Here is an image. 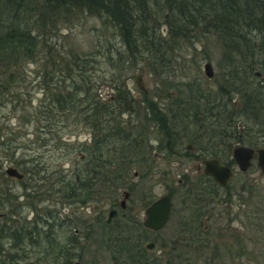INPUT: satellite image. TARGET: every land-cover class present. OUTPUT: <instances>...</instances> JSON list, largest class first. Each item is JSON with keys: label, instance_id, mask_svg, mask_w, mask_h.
Wrapping results in <instances>:
<instances>
[{"label": "trees", "instance_id": "obj_1", "mask_svg": "<svg viewBox=\"0 0 264 264\" xmlns=\"http://www.w3.org/2000/svg\"><path fill=\"white\" fill-rule=\"evenodd\" d=\"M92 18L99 21L98 26L94 23L91 26L96 32L94 51L69 47L63 35L57 36L61 28L70 31ZM210 37L218 49L217 66L222 76L217 90L205 93L207 88L191 81L185 92L172 96L166 91L165 105L173 113L174 121H184L185 129L189 122H194L197 130L215 121L217 125L205 128L228 133L232 126L227 127L225 121L247 117L252 125H241L245 132L241 138L238 136L241 131L233 126L238 131L233 137L240 142L256 143L264 131L258 116L264 110V0H0V104L9 97L11 103L15 102L12 108L22 106L18 84L26 77L24 64L32 61L38 68L34 73L35 86L41 88L44 96L38 109L26 117L27 123H39L42 129L43 137L38 132L34 139H41L40 146L52 141L54 146L64 147L79 157L73 169L68 170L61 163H48L43 155L29 161L14 157L20 143L16 138L21 136L11 130L9 137L2 136L4 126H0V153L25 178L22 183L21 178L16 179L25 193V201L34 198L38 206L49 198L61 205L97 199L102 191L101 172L91 171L118 168L121 162L128 165L129 157L126 159L123 154L130 151V145L138 147V138L144 137L134 130L137 127L134 121L139 120L131 116L139 103L131 99L125 87L127 69L140 63L158 77L174 76V72L182 69L177 62L182 59L179 51L187 48L184 43ZM102 62L112 72L107 79L112 93L103 96V100L92 79V73L101 70L94 66ZM227 94L235 100L232 104L226 102ZM143 103L152 105L153 101L145 98ZM146 116L141 121L147 122ZM206 116L211 119L209 123ZM70 126L75 127L73 130L88 128V143L62 142L60 133ZM195 136L187 140L198 143ZM221 137V133H214L206 138L219 141ZM222 140L224 146L230 139ZM261 143L264 144V139ZM1 165L0 179L5 185L0 186V211L4 212L0 217V264H20L21 258H29L27 253L31 250L41 254V264H57L55 260L67 264L66 241L57 246L50 235L56 228L53 222L58 218L56 211L44 210L43 205L38 216L18 223L15 206L10 204L15 195ZM104 176L114 177L112 173ZM104 184L108 186L109 182ZM240 190L245 188L241 186ZM239 202L242 204L244 200ZM33 210L36 212V206ZM251 213L245 220L261 229L264 216L256 218ZM243 216L244 213L240 215ZM81 220L90 221L78 217L69 220L67 226ZM39 225L43 236H39ZM6 240H10L8 248L4 246ZM55 249L62 255L51 261L49 257Z\"/></svg>", "mask_w": 264, "mask_h": 264}, {"label": "flooded vegetation", "instance_id": "obj_2", "mask_svg": "<svg viewBox=\"0 0 264 264\" xmlns=\"http://www.w3.org/2000/svg\"><path fill=\"white\" fill-rule=\"evenodd\" d=\"M204 91L205 93L208 92ZM141 92L142 94L138 93L135 96L130 93V97L139 103L136 105L137 107L139 105L143 106L144 112H142L144 116L147 115L146 118L149 120L147 119V122L134 121L137 126L134 129L135 132L144 135V137L138 138V147L133 148L130 145L128 147L130 151L123 154L126 155V159L127 156L129 157V164L123 165L121 162L122 166L120 165L121 167L118 168H102L99 171H91L92 173L101 172V183L104 184L107 181L109 185L103 186L101 184L102 191L97 199L92 197L98 203L90 206L92 209L90 221L84 220L85 222H83L81 220L71 224L72 227H69H71L72 231H68L70 235L69 233L68 236L62 235L61 240H58L57 236H52V240L57 246L61 241H66L69 255H67L68 261L65 260V262L67 264H88L83 259L87 253H89L90 257H94L96 254L100 257L99 255H103V251L106 250L108 251L111 264H250L253 255V251H250V236H232L231 234L228 236L230 237V242L227 244V248L223 246L219 250L215 249V246H211L210 243L214 237L218 238L219 236H201V234L202 230L208 229V225L205 223L208 219L215 227L214 223L218 218L215 209L218 205L226 204L228 207L232 205L231 199L234 195H237L235 187H232L233 182H231L234 176L238 172L245 174L251 163L254 160L256 161L254 153L248 167L245 170H240L237 165L238 162L232 156V149L237 144L238 146H248L252 149L257 147L264 148V144L261 143L264 139V131L262 137H257L259 141L251 144H248L247 141L240 142L234 139L235 136L233 137V134L236 135L238 131L232 127L234 126L235 128L237 126L236 122H239L237 120L223 123L227 127L229 125L232 126L230 127L232 130L228 133H226V130L219 131L212 127L205 128L209 125H217L215 121L209 123L204 129L199 128L200 131H195V134L194 131L189 133L185 130L184 121L178 123L174 121L173 113L169 111V106L165 105L164 90L162 92L157 90L158 93L153 94L154 98L151 95L146 98L145 90ZM161 97L165 101H160ZM226 97V102L229 104L235 101L229 94ZM145 98L153 101V104H143ZM154 99H157V101H154ZM136 106L131 118L139 117L141 111L137 110ZM218 124L221 125V123ZM238 128L241 131L238 136L241 138V133H245L244 128L240 125H238ZM214 133H221L222 139H230L229 143H225L222 146L224 142L221 138L218 139L219 141L215 140L214 142L206 138L208 134ZM193 135L198 136V140L197 136H195V140L198 142L196 146L195 141L187 140ZM186 137L188 138L186 139ZM200 144L203 146H200ZM103 158L102 156V160ZM205 158H217L222 165L228 166L231 175L227 179L226 186L215 182L207 173L205 174L202 171ZM186 161L195 163L191 173H187L185 167L181 169L186 164ZM131 165L136 166V168L131 170ZM176 165H178L181 173L177 174L178 178L173 180L170 179L169 169L174 167L177 170ZM105 173H112L114 177L106 178L104 176ZM191 174H195V176L192 177ZM260 174L264 176L262 172ZM7 177L9 180L14 178ZM14 179L16 180L17 178ZM22 179L24 180L25 178L22 177L21 180H17L22 183ZM243 182L245 181L241 183ZM160 184H163V186H160V191L155 194ZM241 186L243 188L246 187L244 184ZM107 189L109 190L106 191ZM119 189L121 199L117 200L114 195ZM229 193L230 196H228ZM165 194L170 198L169 218L162 226L163 228L154 230L144 225L147 219L145 211L154 200H158ZM227 197L228 199H226ZM249 197L245 202L247 207L250 204ZM105 204H107V208L104 206ZM112 209H114V212L108 221L107 215ZM187 210L189 214L185 215ZM2 216H4V212H0V217ZM189 219L194 222L195 230L193 234L183 233L188 228L191 229L187 224ZM229 219L232 221L233 217L229 216ZM172 220H175V222L173 223ZM170 222L174 228L169 226L170 230L167 231L166 236L161 237L159 235L160 231L166 229ZM201 226L200 234L196 230L198 227L201 228ZM215 229L217 228L215 227ZM156 235L160 237V241L159 237L158 239L153 238ZM215 235H217L216 232ZM157 240L159 242L158 245L163 250L159 249L157 254H154L152 248H154ZM149 242L152 244L150 248L147 247ZM54 254L56 256L62 255V253H57L56 249ZM102 255L100 264H107V262H103ZM55 262L59 264L61 261L55 260Z\"/></svg>", "mask_w": 264, "mask_h": 264}, {"label": "rangeland", "instance_id": "obj_3", "mask_svg": "<svg viewBox=\"0 0 264 264\" xmlns=\"http://www.w3.org/2000/svg\"><path fill=\"white\" fill-rule=\"evenodd\" d=\"M96 24L97 26L99 25V21L95 20L94 18L89 19L88 21L83 22L81 25H78L76 28H72V30H66L61 28L60 34H57V36H62L64 37V42L69 46L73 47L77 50H85L86 52H92L95 50V30L91 29V26ZM212 39L210 38H201L199 40H193L192 43H184L187 48L180 50L179 54L182 59H179L177 62L179 66H181L182 69L180 71L174 72V76H167L166 78L163 77H158L155 74L150 73L149 71L145 70V68L142 66V64L137 63L132 69H127L126 75H124V83L126 84L125 87L126 89L132 94V95H137L138 93L142 94V92L136 88V82L133 79V76L137 74V72L141 73L142 76V83L146 91V98H149L150 95L153 97V94L158 93L157 90H161V92L164 90V92L168 91L171 93L173 96L176 94H179L182 92H185L186 90V84L188 82H195L197 83L200 87L203 86V88H207L206 91L210 92V94L214 93L217 88L220 80H222V76L219 73V68L217 66V60H218V55H217V48L216 45L212 44ZM113 42V41H112ZM115 44L118 45L117 41L115 40ZM205 61H208L211 66L213 67V75L212 78L209 79L204 76L203 71L204 68L202 67L203 63ZM94 67L96 69H101V70H95V73H92V79L97 83V88L101 90L102 97L101 100L106 97V95L109 93L111 94V89L110 86L111 83L107 80L109 78V75L112 73L111 71H108L107 64L102 62V64H96ZM93 67V68H94ZM24 74H25V79L24 81L20 82L18 85L20 86V93L19 97L21 99V103L19 102V106L22 105L21 107H18L16 109L12 108V104L15 103L14 101H10L11 98L7 97L8 100L2 101L0 104V126H4L2 128V136H8L9 133L8 131L11 130L12 132L14 131V134L16 136H21L20 138H16L20 143L19 148H17L16 153L14 157L20 156L22 159H26L29 161L30 158H34L36 155H43L46 161L50 164H57L61 163L62 167L64 169H73V165L75 162L78 160V155L77 153H70L69 150H66L64 147H58L57 145L54 146V143L52 141L48 142V145L46 146H40V140L34 139L35 134H40L41 138L43 137L40 132H42V129L39 127V123L36 124L35 122L32 123H27L29 113L32 112L34 109H38V103L44 99V96L42 94L41 88L35 86L36 84V75H34L35 71L38 69L37 66L31 61L27 62L24 64ZM39 79V78H38ZM256 80V79H255ZM205 90V89H204ZM9 96V94L5 95ZM104 96V97H103ZM233 97L238 99L235 94ZM28 98H30L28 100ZM163 97L160 98V101H165L166 97H164L165 100H162ZM157 101V99H154V101ZM144 104V103H143ZM264 106V105H263ZM137 107V106H136ZM142 105H139L137 107V110H140L141 112L139 113L138 120L140 121L142 116H144V109L142 108ZM143 111V112H142ZM126 116V115H125ZM258 116L261 118L262 121L261 124L264 125V110L258 113ZM124 118V117H123ZM207 120V123L211 121L208 116L205 118ZM239 122H236V127L238 128V125H245L248 126L252 125L250 119L247 117H241L238 119ZM257 127V125H253V128ZM75 127L70 126L69 128H66V130L62 131L60 133L63 141L62 142H68V144H77L79 143H88L90 136L88 132V128L85 127H78L77 130H73ZM198 131L199 128L196 130L194 122H189L186 124V131L191 133L193 131ZM73 130V131H71ZM5 131V132H3ZM200 131V130H199ZM150 132V129H149ZM151 134V133H150ZM153 134V133H152ZM188 137H186L187 139ZM226 140V139H225ZM214 142V140H210ZM205 142V141H204ZM259 145V143H257ZM256 144V145H257ZM198 145V143H195V146ZM13 146V145H12ZM200 146H203L200 144ZM262 146V145H261ZM48 148V150H46ZM46 150V152H44ZM0 163L2 164L1 168L2 171H4L5 166H13L8 159L6 158L5 155L0 153ZM3 161V162H2ZM80 162V161H79ZM81 163V162H80ZM186 164L181 167L183 169L184 167L186 168L187 173H191L192 168L194 167L195 163L191 161H186ZM256 161L254 160L253 163H251L250 168H248V171L245 172V174L237 173L234 178L232 179V187H235L237 195H234L232 197V205L229 207L226 204L223 205H218V207L215 209L217 215V221L215 220V227L211 224L209 219L205 222L208 225V229L202 230L201 228L198 227L196 230L197 232L202 230L201 236H219L218 238L214 237L210 241L211 246H215L216 249L227 248V244H229V238L230 234L232 236H250V244L251 248L250 251H253L252 258L250 260V264H264V224L262 223L261 229L260 227H255V226H250L247 223V218L252 214L253 212L254 216L256 218H260L261 216H264V176H262L260 173V170L256 167ZM133 168H136V166L131 165L130 169L132 170ZM174 167L169 169V174H170V179H175L178 178L177 174L181 173V170H179L178 165H176L177 170H175ZM235 169V167H234ZM179 170V171H178ZM5 176L7 174L5 173ZM191 176H195V174H191ZM8 178V177H7ZM36 178V177H35ZM242 181H245L241 183ZM12 186H11V192L12 194L15 195L13 200L10 201V204L15 206L14 208L16 209L15 213L16 216L18 217L17 221L20 223L21 221H28L32 220L33 216L39 215L40 209L43 205H45L44 210L50 209L51 211L54 210L56 212L55 215L58 217L55 219L53 222L56 225V228H54L53 232L50 234L52 236H57L58 240H61V236H68V233L70 235L71 227L67 226L69 224V220L76 219L78 217H82L85 220H90V215L92 214V209L91 205L93 204V200H89L91 202H85V203H80V204H72L70 205L67 204H62L61 202H51L50 198L46 202H44L42 205H38L35 202V199H29L27 198V201H25V193L22 192V190L19 188L18 182L14 179L11 178V180L8 181ZM1 183V179H0ZM5 182L1 183L0 186H4ZM14 183V184H13ZM34 183V182H33ZM241 183V184H240ZM244 184L245 191L240 190L241 187L240 185ZM156 185V184H155ZM239 185V186H238ZM158 186V185H157ZM163 184H160L158 186V190L156 189L157 194ZM234 189V190H235ZM24 194V196H23ZM120 189L118 192L114 195V198H117V200L121 199L120 198ZM250 196V197H249ZM249 199V206L245 204L247 201V198ZM246 199V200H245ZM244 200V203H240L239 201ZM211 205H213L211 203ZM210 205V206H211ZM33 206H36V212L33 210ZM107 208V204L104 205ZM103 206V207H104ZM93 207V206H92ZM105 208V209H106ZM220 211V212H218ZM2 212V211H0ZM58 212V213H57ZM107 212V209H106ZM250 212V213H249ZM256 212L258 214H256ZM187 212H185V215H187ZM245 214V217H240L241 214ZM189 214V213H188ZM231 217H236V219L233 218V220L227 221V218ZM240 217V218H238ZM20 218V219H19ZM24 219V220H22ZM246 219V220H245ZM62 222V225L60 223ZM174 223L175 220H172ZM264 222V221H262ZM244 223H246V226H244ZM187 224L190 226L191 229H187V231L183 232L185 234H193L194 233V222L193 220H190L187 222ZM42 225V224H41ZM39 225V227H41ZM60 225V226H59ZM172 226V223L170 222L168 226H166V229L160 231L159 235L161 237L166 236L167 231L170 230L168 227ZM171 228H174L173 226ZM179 228V226H177ZM42 227L40 228L41 233L39 234L43 236L42 233ZM70 231V232H68ZM215 232L217 235H215ZM91 236V235H90ZM159 236H154L153 238L158 239ZM254 239V240H253ZM154 241V240H153ZM160 241V237H159ZM60 242V241H59ZM60 243H63L61 241ZM158 240L155 242V246L153 249V253L157 254V251L159 249H162L161 246L158 245ZM10 240L4 241V246L7 248L10 246ZM219 247V248H218ZM163 250V249H162ZM103 251V250H102ZM262 253V254H261ZM27 255H29L28 259L21 258V263L20 264H41V260L39 259L41 254H36L32 250L30 253L28 252ZM102 255V254H101ZM101 255L98 257V254L94 255V257H90L89 253L85 255L83 258L84 261L88 264H100L101 261ZM56 255L53 253L51 255L50 260H54V257ZM103 262H107V264L110 263V258L108 255V251L104 250L103 251ZM194 260L193 258H191ZM38 260V261H37ZM104 262V263H105Z\"/></svg>", "mask_w": 264, "mask_h": 264}, {"label": "water", "instance_id": "obj_4", "mask_svg": "<svg viewBox=\"0 0 264 264\" xmlns=\"http://www.w3.org/2000/svg\"><path fill=\"white\" fill-rule=\"evenodd\" d=\"M204 68L203 74L207 78H212L213 75V67L208 61H205L202 65ZM255 75H259L257 72H255ZM134 81L136 82V87L140 91L145 90L143 83H142V76L141 73L137 72L133 76ZM233 150V158L238 162V168L240 170H245L248 165L251 163L252 157L255 153V159L257 162V167L259 170H261L262 174H264V148L263 147H257L256 149L249 148L248 146H241L238 144L234 146ZM203 169L202 171L206 174H208L215 182H219L220 185L226 186L227 185V179H229L231 175V171L228 168V166H224L220 163V161L217 160V158H208L203 160ZM4 172H6L7 176L14 177L17 179L21 178L22 173H20L17 168L13 166H5ZM169 196L163 195L158 200H154L153 203H151L147 210L145 211V215L147 219L144 222V225L153 228L154 230H159L163 228L162 226L168 220L169 218ZM114 212V209L107 215L108 221L110 220V217L112 216ZM147 247H152V244L149 242L147 243Z\"/></svg>", "mask_w": 264, "mask_h": 264}]
</instances>
